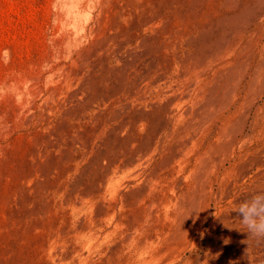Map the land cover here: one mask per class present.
Here are the masks:
<instances>
[{"label":"rangeland","instance_id":"obj_1","mask_svg":"<svg viewBox=\"0 0 264 264\" xmlns=\"http://www.w3.org/2000/svg\"><path fill=\"white\" fill-rule=\"evenodd\" d=\"M257 191L264 0H0V264H264Z\"/></svg>","mask_w":264,"mask_h":264},{"label":"clouds","instance_id":"obj_2","mask_svg":"<svg viewBox=\"0 0 264 264\" xmlns=\"http://www.w3.org/2000/svg\"><path fill=\"white\" fill-rule=\"evenodd\" d=\"M232 212L236 213L248 238L264 239V191L254 192L240 200Z\"/></svg>","mask_w":264,"mask_h":264},{"label":"bare ground","instance_id":"obj_3","mask_svg":"<svg viewBox=\"0 0 264 264\" xmlns=\"http://www.w3.org/2000/svg\"><path fill=\"white\" fill-rule=\"evenodd\" d=\"M170 91H171V90H170ZM174 99L179 100L180 98H179V96H176V97H174ZM207 118H208V115H207V114L203 115L202 118H201V122H205V121L207 120ZM194 132H195V131H193L192 133L189 132L190 134H189V133H188V134L192 137L193 134H194ZM205 168H206L207 171H208V176L204 177L203 179H204V181H208V180H209V176L214 172V168H213L212 166H210V165H205ZM214 181H215V179H213V180L210 181V184H209V191H213L212 189H213ZM228 193H229V191H228V189H227V190L225 191L224 195L227 196ZM213 197H214V195H213ZM244 198H246V197H243V196H237V197H234L233 199H231L229 202L233 203V205H236L237 202H239L240 200H242V199H244ZM206 204H207L208 209H214V208H215V207H214V199H208V201H207ZM233 216H235V215H232V216L226 217V221H227V223L230 222V220H231V218H232ZM192 217H193V215L191 216V218H192ZM237 220H238V218H237V216H235V217L233 218L232 222H233V221H237ZM212 223H213V226H214V227L217 226V220H214ZM218 231H219V229H218Z\"/></svg>","mask_w":264,"mask_h":264}]
</instances>
